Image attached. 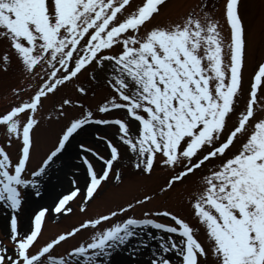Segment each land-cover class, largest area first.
<instances>
[{
    "label": "snow or ice",
    "instance_id": "1",
    "mask_svg": "<svg viewBox=\"0 0 264 264\" xmlns=\"http://www.w3.org/2000/svg\"><path fill=\"white\" fill-rule=\"evenodd\" d=\"M166 5L167 0H141L139 4L134 0H0V36L6 38L8 48L0 55V63L7 71L15 55L22 70L40 81L26 100L20 98L22 89H12L19 102L0 112L7 147L14 141L20 145L15 160L0 145V204L13 213L8 223L12 247L0 241V264H80L81 259L85 264H142L132 257L150 248L156 236L151 229L174 235H161L156 241L158 255L146 264H173L169 252L179 256L180 264H201L202 257L208 259L209 252L194 228L168 210L145 211L141 218L128 215L95 231L65 255H52L56 246L81 229H95L133 210L131 202L85 220L42 246H38V238L47 208L35 215L28 233L20 232L15 213L33 194L29 189L40 196L39 178L58 160H64L69 168L81 167L72 163L69 150L91 124L116 127L118 142L134 155V168L141 175H151L157 163L170 169V179L161 192L185 183L213 160H220L207 168L199 188L189 194L193 214L206 228L216 264H264V118L257 117L255 107L260 103L264 109V102L258 101V92L264 93V62L258 65L244 109L230 125L242 92L248 45L241 0H226L225 4L230 25L227 61L218 25L204 4L197 6L199 10H189L180 22L149 28ZM93 65L111 69L107 84L116 94L98 111L123 110V116L95 119L92 111H86L69 119L53 146L31 168L37 148V115L44 101ZM78 91L83 94L86 90L78 87ZM70 104V99H64L59 108ZM245 134L239 149L229 155ZM105 144L107 158L85 143L79 144L80 151L103 162L98 173L87 156L82 158L86 199L99 194L102 182L122 158L116 143L105 138ZM115 178L121 179L118 173ZM78 183L79 177L73 179V187L57 197L56 213L72 211L69 202L81 192ZM152 199L144 195L135 205ZM156 216L169 217L174 223L151 218ZM129 247V256L122 257L121 251Z\"/></svg>",
    "mask_w": 264,
    "mask_h": 264
},
{
    "label": "rangeland",
    "instance_id": "2",
    "mask_svg": "<svg viewBox=\"0 0 264 264\" xmlns=\"http://www.w3.org/2000/svg\"><path fill=\"white\" fill-rule=\"evenodd\" d=\"M140 2L141 0H134L136 4ZM201 4L207 6L205 11L209 13L211 18L218 25V31L223 40L225 60L227 61L230 44V25L225 15L226 0H167V5L162 9L160 15L152 21L149 28L157 25L162 27L169 26L172 23L180 22L185 13L193 8L199 10L197 6ZM240 14L243 17L248 45L243 68L242 92L239 96V103L236 111L232 115L230 125L236 122L240 111L244 109L249 99L250 85L258 70V65L264 62V0H241ZM250 44H252V46ZM7 50L6 38L0 36V55ZM115 51L118 52L119 48L117 47ZM105 63L107 64V62ZM4 68L5 65L0 63V112L10 104L19 102L13 94L12 89H22L23 92L20 98L26 100L34 92L36 85L40 82L39 79H33L22 70L20 62L16 59L15 55L12 56L11 63L7 66V71H5ZM41 75H44V73L42 72ZM108 79H111L110 68L100 69L93 65L89 67L87 71L79 74L78 79L74 78L73 82L60 86L55 94L50 95L44 101V106L37 115L39 126L34 133L37 148L31 168H35L39 158L53 146L60 130L68 123L69 119L79 117L86 111H92L95 119H115L123 116V110H113L110 113H101L98 111L99 106L110 102L112 97L116 95L113 89L107 84ZM78 87L85 88V93H80ZM64 99H70L72 104L65 105L64 109L61 110L59 105ZM258 101L264 102V93L258 92ZM255 107L257 117L264 118V109L260 107V103ZM60 111H63L65 115L60 116ZM86 128L87 131L81 133V135L73 141L72 147L70 148L72 163L80 165L81 167H65V169L59 170L52 176H58L56 180L63 176L64 189L61 194H65L73 187L70 181L76 179L79 175L84 176L85 166L82 164V158L84 156H87L88 159L92 161L98 173L103 169L102 161L94 158L91 153L79 150V144L81 142L85 143L88 147L96 149L101 155L107 158L108 150L106 148L105 138L111 139L113 143H116L120 147L122 158L118 163L114 164L108 180L102 182L98 189L99 194L95 195L94 199L85 198V183L82 176V179L79 177V183L76 185L81 188V192L73 201L69 202V206L72 208L70 213H56L53 210L54 202L61 194L53 199L51 206L44 207L47 208L48 211L45 213L42 220V232L38 238V246H42L46 241H50L63 232L70 231L74 227H79L85 220L96 219L99 215H107L110 210L115 211L118 206H126L127 203L131 202L134 205L133 210H129V212L125 214H119L116 218L107 222H102L101 225L97 226L95 229L91 227L81 229L75 236L68 238L67 241L61 242L60 245L56 246L52 255L57 257L65 255L73 246H78L88 241L95 231L106 228L112 223L126 218L128 215L141 218L145 211L162 213L168 210L185 219L186 222L194 228V234L197 239L209 252L207 260L203 257L201 258V264H216L215 257L211 253V245L206 228L193 214L189 194L199 188L200 177L207 174V168L220 163V160H213L211 165H206L201 170H198L195 176L190 177L185 183L176 185L170 191L161 192L160 189L164 186L165 182L170 179V169L157 163L151 175H141L139 171L134 168V155L127 150L126 146L118 142L117 129L115 126L91 124L86 126ZM249 131H251V125L249 126ZM131 132L134 136L136 135L137 129L135 126L131 128ZM246 135L247 134L239 138L229 155L235 153L239 149L241 143L246 139ZM0 145L6 147V150L10 153L13 160L16 159L20 146L19 142L14 141L12 147H7L6 137L2 128H0ZM77 152H79V155H77ZM65 159H67V157ZM63 163H65L64 160H58L49 169L47 175L39 178V185L52 174L54 168L59 165L63 166ZM116 173L120 175V180L115 178ZM31 190L34 194L35 189L30 188L29 191ZM144 195L152 196V201L146 202L141 206H136V199H143ZM28 199L27 196L22 207L15 213L18 216L19 229L21 227L22 218L26 213L25 210L29 209L26 203ZM3 206L5 205L0 204V213L4 214L2 220L6 230H2L0 226V241L8 248H11L12 243L8 240V223L10 215L13 213L10 209V212L2 211ZM39 207V205L34 206L31 211L29 210L28 216L32 227L35 215L42 209V207ZM151 218L161 223H174L169 217L156 216ZM29 231L30 229L24 233H28ZM150 231L156 234L155 240L150 241V248L145 249L142 255L134 256V260L138 259L142 261V263H145L147 259L150 260L154 254L158 255L156 252V241L160 239L161 235H174L164 234L155 229H151ZM24 233L22 232V234ZM145 239L148 240L147 237H145ZM126 253L129 256L130 252ZM167 256L173 261V264H180L178 255L169 252ZM80 264H85L83 259H81Z\"/></svg>",
    "mask_w": 264,
    "mask_h": 264
},
{
    "label": "bare ground",
    "instance_id": "3",
    "mask_svg": "<svg viewBox=\"0 0 264 264\" xmlns=\"http://www.w3.org/2000/svg\"><path fill=\"white\" fill-rule=\"evenodd\" d=\"M252 46V44H250ZM251 50V48H250ZM71 152V150H69ZM59 165V164H58ZM65 163H63V166L62 165H59L57 166L56 168H54V170L52 171V174L44 181H42V183L39 185V190L41 192V195L40 196H36L35 194L31 195V196H28V200H27V208L29 207V209H26V213L24 214L23 218H22V221H21V227H20V232L24 233L26 231H28L29 229L32 228V224L30 223L29 221V210L31 211V209L34 207V206H40L39 208H44L46 206H51V203L53 201V199L58 196L59 194L63 193V176H61V178H58L56 180V178L58 176H54L52 177L54 174H56V172H58L59 170H63L65 169ZM62 168V169H61ZM82 176L83 175H79L80 179H82ZM54 178V179H53ZM58 181V182H57ZM30 192H33L32 190ZM2 211H5V212H10L9 209H7L5 206H3L2 208ZM4 214L0 213V226L2 228V230H6L5 227H4V223H3V220H2V216ZM126 252H131V248L129 247L127 250H122L120 255L122 257H127L128 254ZM132 259H134V256L132 257ZM148 261V259L146 260V262ZM145 262V263H146ZM145 263H142V264H145Z\"/></svg>",
    "mask_w": 264,
    "mask_h": 264
}]
</instances>
